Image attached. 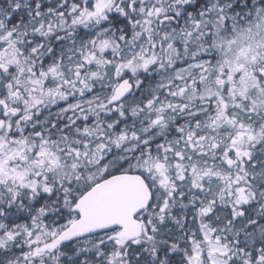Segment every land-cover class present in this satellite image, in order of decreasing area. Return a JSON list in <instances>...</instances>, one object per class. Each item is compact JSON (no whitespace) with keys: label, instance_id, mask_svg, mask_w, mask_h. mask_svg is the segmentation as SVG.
<instances>
[{"label":"snow or ice","instance_id":"snow-or-ice-1","mask_svg":"<svg viewBox=\"0 0 264 264\" xmlns=\"http://www.w3.org/2000/svg\"><path fill=\"white\" fill-rule=\"evenodd\" d=\"M0 264H264V0H0Z\"/></svg>","mask_w":264,"mask_h":264}]
</instances>
